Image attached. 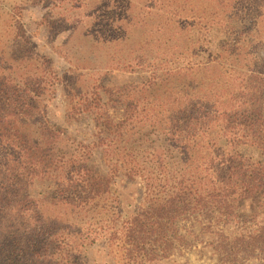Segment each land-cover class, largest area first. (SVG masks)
Returning <instances> with one entry per match:
<instances>
[{
  "label": "trees",
  "instance_id": "trees-1",
  "mask_svg": "<svg viewBox=\"0 0 264 264\" xmlns=\"http://www.w3.org/2000/svg\"><path fill=\"white\" fill-rule=\"evenodd\" d=\"M66 1L61 72L18 18L0 27V264H83L99 242L111 264L198 245L215 264H264V0ZM236 16L249 24L231 37ZM209 27L228 38L213 45ZM114 70L138 79L101 84ZM58 88L92 140L46 117ZM119 177L143 188L126 215Z\"/></svg>",
  "mask_w": 264,
  "mask_h": 264
},
{
  "label": "rangeland",
  "instance_id": "rangeland-1",
  "mask_svg": "<svg viewBox=\"0 0 264 264\" xmlns=\"http://www.w3.org/2000/svg\"><path fill=\"white\" fill-rule=\"evenodd\" d=\"M67 1L64 2L62 8L69 5ZM59 2L60 0H0V27L4 26L5 20L10 18V14L18 18L36 52L50 58L57 72H61L63 68L68 66L62 55L58 52L60 49L59 45L66 39L72 28L67 23H60V19H58L60 15L57 14L60 9L58 11L56 9V5ZM85 8V6L81 7L82 10ZM56 18L58 26L54 23L55 29L50 30L46 22L48 20L54 21ZM235 18L236 20L231 24V37H234L235 34H239L240 32L244 33V28H247L249 24L246 16H242L241 18L236 16ZM208 29L207 34L212 33L210 36L213 39V45L228 38L226 33H214L210 27ZM212 47L214 46H209V48ZM209 51L207 48V51L202 53V56L207 55ZM100 78V83L103 85L119 86L127 82L137 81L138 75L132 72L114 70L112 72L102 73ZM64 110L61 91L58 88L52 100L46 103V117L51 123L66 128L67 132L75 138L86 141L92 140L91 133L93 127L89 116L82 115L80 118L66 123ZM140 180L139 178L129 180L119 177L115 179L111 187L112 191L118 196L123 214L125 215L134 209L142 197L143 188ZM195 248L196 250H193L194 248L190 250L175 249L168 258L160 259L151 264H215V261L209 259V253L201 256L197 253L199 245ZM83 255V264H111L112 262L111 256L107 254L103 242L87 246L83 251Z\"/></svg>",
  "mask_w": 264,
  "mask_h": 264
}]
</instances>
